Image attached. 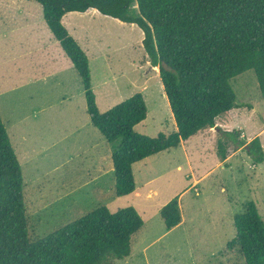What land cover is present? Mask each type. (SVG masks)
Listing matches in <instances>:
<instances>
[{"label":"rangeland","instance_id":"1","mask_svg":"<svg viewBox=\"0 0 264 264\" xmlns=\"http://www.w3.org/2000/svg\"><path fill=\"white\" fill-rule=\"evenodd\" d=\"M66 24L88 56L101 112L142 93L147 117L135 129L150 136L177 130L138 25L78 11ZM3 30L0 116L22 167L31 242L100 206H134L145 224L133 237L132 254L110 264H245L239 249L227 245L235 236L234 216L248 202L264 220V161L254 165L245 146L225 136L223 160L217 141L222 130L239 129L246 142L260 136L264 144V96L254 70L231 80L238 107L222 114L216 127L135 163L136 189L119 196L112 154L120 140L107 142L92 124L81 78L58 41L53 37L61 55L48 43L52 62V51L48 57L26 50L17 55L16 37ZM176 196L182 219L168 229L160 210Z\"/></svg>","mask_w":264,"mask_h":264},{"label":"trees","instance_id":"2","mask_svg":"<svg viewBox=\"0 0 264 264\" xmlns=\"http://www.w3.org/2000/svg\"><path fill=\"white\" fill-rule=\"evenodd\" d=\"M54 37L77 70L92 124L107 142L120 140L112 154L119 196L136 189L133 165L161 151L177 148L238 107L231 80L254 70L264 96V0H35ZM96 8L134 23L144 32L143 47L159 75L177 130L157 136L135 129L147 117L142 93L101 112L92 87L88 56L63 23L71 11ZM221 159L228 142L245 146L253 164L264 161L260 136L246 142L237 129L222 130ZM180 196L160 210L168 229L181 222ZM145 222L134 206L111 211L100 206L47 236L31 242L24 200L22 167L0 116V264H110L132 254V240ZM235 236L245 264H264V220L254 201L234 216Z\"/></svg>","mask_w":264,"mask_h":264},{"label":"crops","instance_id":"3","mask_svg":"<svg viewBox=\"0 0 264 264\" xmlns=\"http://www.w3.org/2000/svg\"><path fill=\"white\" fill-rule=\"evenodd\" d=\"M71 12H77V11H71ZM71 12H68L63 16V23L67 27L69 32L73 35L71 29L66 24V17ZM81 13L84 14L90 13L92 15L102 18H105V16H109L102 14L96 8H90L87 11ZM111 18L117 20L119 24L125 25V22L114 17ZM70 23H72L71 18H70ZM9 24H11V26H8ZM130 24L132 25V27L134 26L133 25L134 23H130ZM4 28L6 29V32L13 33L18 41L19 51L17 52V55L20 53L21 50H26V53L33 54L34 52H36L38 55L44 54L45 57H48L50 56L52 51L53 54L51 56L52 62H55L56 59L54 57V51L50 49L48 43L56 46L57 53L61 55L60 49L58 48L56 42L53 39L54 35L44 19L43 8L41 4L35 0H0V34H3ZM143 38L144 36L142 37V39ZM3 52H4L3 45L0 43V53ZM1 64L2 61L0 59V70L2 67ZM157 70L159 71L158 68ZM6 75L11 78V75L8 72H6ZM18 83L20 82L18 81Z\"/></svg>","mask_w":264,"mask_h":264}]
</instances>
